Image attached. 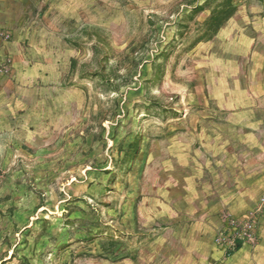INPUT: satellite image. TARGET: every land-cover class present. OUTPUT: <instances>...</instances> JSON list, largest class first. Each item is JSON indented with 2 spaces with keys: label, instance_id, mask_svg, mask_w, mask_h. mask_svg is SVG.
Here are the masks:
<instances>
[{
  "label": "rangeland",
  "instance_id": "374dc122",
  "mask_svg": "<svg viewBox=\"0 0 264 264\" xmlns=\"http://www.w3.org/2000/svg\"><path fill=\"white\" fill-rule=\"evenodd\" d=\"M260 2L100 0L68 11L60 77L44 81L28 124L0 137V264H128L155 252L189 182L179 168L193 157L192 49Z\"/></svg>",
  "mask_w": 264,
  "mask_h": 264
},
{
  "label": "crops",
  "instance_id": "0c3cea01",
  "mask_svg": "<svg viewBox=\"0 0 264 264\" xmlns=\"http://www.w3.org/2000/svg\"><path fill=\"white\" fill-rule=\"evenodd\" d=\"M95 1L0 0V51L11 62L10 73H0V137L37 114L44 81L60 77L63 51L70 49L58 27L76 17L68 11ZM191 53L193 157L179 168L189 166L187 192L174 198L177 224L161 230L155 252L142 251L128 264H264V228L256 245L231 254L214 243L223 209L242 216L264 196V2L241 6Z\"/></svg>",
  "mask_w": 264,
  "mask_h": 264
},
{
  "label": "built area",
  "instance_id": "2783aa9c",
  "mask_svg": "<svg viewBox=\"0 0 264 264\" xmlns=\"http://www.w3.org/2000/svg\"><path fill=\"white\" fill-rule=\"evenodd\" d=\"M2 33L0 32V36ZM10 58L0 51V73H10ZM223 227L215 237V245L231 254L244 244H255L259 240L260 227L264 219V196L256 206L243 216L222 212Z\"/></svg>",
  "mask_w": 264,
  "mask_h": 264
},
{
  "label": "trees",
  "instance_id": "16d2710c",
  "mask_svg": "<svg viewBox=\"0 0 264 264\" xmlns=\"http://www.w3.org/2000/svg\"><path fill=\"white\" fill-rule=\"evenodd\" d=\"M230 17H231V15H230ZM230 17H229V18H230ZM229 18H227V20H228ZM227 20H226V21H227ZM238 247H240V246H238Z\"/></svg>",
  "mask_w": 264,
  "mask_h": 264
}]
</instances>
